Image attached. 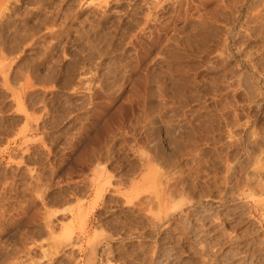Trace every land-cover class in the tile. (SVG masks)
<instances>
[{"label": "rangeland", "instance_id": "374dc122", "mask_svg": "<svg viewBox=\"0 0 264 264\" xmlns=\"http://www.w3.org/2000/svg\"><path fill=\"white\" fill-rule=\"evenodd\" d=\"M155 1L0 0V264H264V0Z\"/></svg>", "mask_w": 264, "mask_h": 264}, {"label": "bare ground", "instance_id": "6f19581e", "mask_svg": "<svg viewBox=\"0 0 264 264\" xmlns=\"http://www.w3.org/2000/svg\"><path fill=\"white\" fill-rule=\"evenodd\" d=\"M145 1H146V0H145ZM152 1H153V0H152ZM156 1H157V0H156ZM156 1H155V3H156ZM192 1H193V0H192ZM199 1H200V0H199ZM240 1H241V0H240ZM247 1H248V0H244L243 2H247ZM257 1L259 2V0H257ZM257 1H256V2H257ZM171 2H172V1H171ZM197 2H198V1H197ZM197 2H196V3H197ZM228 2H230V1H228ZM236 2H238V1H236ZM254 2H255V0H254ZM256 2H255V3H256ZM188 3H189V2H188ZM224 3H225V2H224ZM234 3H235V2H234ZM240 3H241V2H240ZM259 3H260V2H259ZM102 4H103V3H102ZM197 4H198V3H197ZM237 4H238V3H236V5H237ZM260 4H261V6H259V8L261 7L262 9H264V6H262V3H260ZM100 5H101V4H100ZM103 5H104V4H103ZM159 5H162V4H159ZM159 5H158V6H159ZM230 5H231V4H230ZM258 5H259V4H258ZM148 6H149V4H148ZM191 6H192V5H191ZM200 6H201V4H200ZM233 6H234V5H233ZM231 7H232V6H231ZM126 8H127V7H126ZM158 8H159V7H158ZM248 8H249V7H248ZM259 8H257V9H259ZM160 9H161V8H160ZM187 9H189V8H187ZM233 9H234V8H233ZM238 9H239V8H238ZM154 10H155V9H154ZM182 10H183V9H182ZM230 10H231V9H230ZM253 10H254L253 13H252L253 18H254L256 21H258L259 23H260V20H259V19H261V23H264V12H261L262 10H260V11H259V10H255V9H253ZM188 11H189V10H188ZM194 11H195V10H194ZM215 11H216V10H215ZM235 11H238V10H234V12H235ZM251 11H252V10H251ZM158 12H159V11H158ZM247 12H248V10H247ZM201 13H202V12H201ZM204 13H205V11H204ZM206 13H207V12H206ZM236 13H237V12H236ZM238 13H239V12H238ZM238 13H237V14H238ZM168 14H169V13H168ZM184 14H185V13H184ZM208 14H209V13H208ZM247 14H248V13H247ZM132 15H133V14H132ZM176 15H177V14H176ZM206 15H207V14H206ZM230 15H231V14H230ZM153 16H154V15H153ZM215 16H216V15H215ZM234 16H235V15H234ZM249 16H250V15H249ZM252 16H251V18H252ZM200 17H201V16H200ZM208 17H209V15H208ZM208 17H207V18H208ZM210 17H211V16H210ZM212 17H214V16H212ZM224 17H225V16H224ZM194 18H195V17H194ZM196 18H197V17H196ZM204 18H205V17H204ZM207 18H206V19H207ZM214 18H215V17H214ZM249 18H250V17H249ZM253 18H252V20H253ZM209 19H210V18H209ZM215 19H216V21H218L217 18H215ZM230 19H231V18H230ZM247 19H248V18H247ZM150 20H151V19H150ZM198 20H199V18H198ZM200 20H201V18H200ZM200 20H199V21H200ZM207 20H208V19H207ZM210 20H212V19H210ZM210 20H209V21H210ZM226 20H227V18H226ZM165 21H166V20H165ZM195 21H196V20H195ZM219 21H220V20H219ZM243 21H244V19H243ZM214 22H215V20H214ZM253 22H254V21H253ZM145 23H146V22H145ZM147 23H148V22H147ZM154 23H155V22H154ZM205 23H206V21H205ZM205 23H204V24H205ZM223 23H224V22H223ZM259 23H258V24H259ZM167 24H168V23H167ZM201 24H202V22H201ZM210 24H211V23H210ZM231 24H232V22H231ZM251 24H252V23H251ZM251 24H250V25H251ZM254 24H255V22H254ZM256 24H257V23H256ZM256 24H255V25H256ZM258 24H257V25H258ZM207 25H208V24H207ZM252 25H253V24H252ZM259 25H260V24H259ZM148 26H149V25H148ZM253 26H254V25H253ZM164 27H165V26H164ZM169 27H170V26H169ZM246 27H247V26H246ZM246 27H243V28H246ZM256 27H257V26H256ZM199 28H200V27H199ZM201 28H202V27H201ZM208 28H209V27H208ZM215 28H216V27H215ZM243 28H241V29H243ZM260 28H261V27L259 26V31H258V32H260ZM137 29H138V28H137ZM165 29H166V28H165ZM196 29H197V28H196ZM227 29H228V28H227ZM238 29H239V28H238ZM256 29H257V28H256ZM50 30H51V29H50ZM244 30H245V29H244ZM254 30H255V29H254ZM143 31H144V30H143ZM205 31H206V30H205ZM205 31H204V33H205ZM210 31H211V30H210ZM247 31H248V30H247ZM261 31H262V29H261ZM159 32H160V31H159ZM237 32H238V31L235 32V33H236V34H235L236 36H238V34H239V33H237ZM240 32H241V31H240ZM245 32H246V30H245ZM251 32H252V31H251ZM262 32H264V31H262ZM141 33H142V32H141ZM248 33H249V32H248ZM198 34H199V33H198ZM228 34H229V33H228ZM260 34H261V33H260ZM124 35H125V34H124ZM151 35H152V33H151ZM173 35H174V34H173ZM173 35H172V36H173ZM212 35H214V34H212ZM230 35H231V34H229V36H230ZM250 35H251V33H250ZM261 35H264V33H262ZM43 36H44V35H43ZM158 36H159V35H158ZM186 36H187V35H186ZM199 36H200V35H199ZM222 36H223V35H222ZM224 36H225V35H224ZM226 36H227V34H226ZM233 36H234V35H233ZM106 37H107V36H106ZM174 37H175V35H174ZM176 37H177V36H176ZM204 37H205V36H204ZM204 37H203V38H204ZM209 37H210V36H209ZM249 37H250V36H249ZM252 37H253V36H252ZM252 37H251V38H252ZM258 37H260L259 34H258ZM261 37H262V36H261ZM157 38H158V37H157ZM238 38H239V37H238ZM255 38H256V37H255ZM138 39H139V38H138ZM193 39H194V38H193ZM211 39H212V38H211ZM223 39H224V38H223ZM232 39H234V37H233ZM205 40H206V39H205ZM216 40H217V39H216ZM243 40H244V39H243ZM175 41H177V40H175ZM194 41H195V40H194ZM225 41H226V40H225ZM246 41H247V40H246ZM260 41H264V37H262V39L260 38ZM207 42H210V40H209V41L207 40ZM215 42H217V41H215ZM240 42H241V41H240ZM243 42H244V41H243ZM174 43H175V42H174ZM187 43H188V42H187ZM201 43H203V42H201ZM221 43H222V44L224 43V45H225V47H222V49L224 48V49L222 50V51H223L222 54L224 53L225 49H226V51L228 52L229 49H227V46H228L227 43H226V44H225V42H221ZM236 43H237V45H238V42H236ZM247 43H248V42H247ZM89 44H90V43H89ZM168 44H169V43H168ZM205 44H206V43H205ZM222 44H221V45H222ZM243 44H244V43H243ZM245 44H246V43H245ZM258 44H259V43H258ZM258 44H257V46H258ZM262 44H264V43H262ZM147 45H148V44H147ZM182 45H183V44H182ZM184 45H185V44H184ZM202 45H203V44H202ZM219 45H220V44H219ZM231 45H233V44H231ZM235 45H236V44H234V46H235ZM129 46H130V45H129ZM133 46H134V45H133ZM171 46H172V45H171ZM203 46H204V45H203ZM241 46H242V45H241ZM241 46H239V47H241ZM262 46H264V45H262ZM89 47H90V46H89ZM144 47H145V46H144ZM179 47H180V46H179ZM198 47H199V46H198ZM259 47H260V46H259ZM233 48L235 49V47H233ZM170 49H171V48H170ZM172 49H173V48H172ZM199 49H200V48H199ZM202 49H204V48H202ZM247 49H248V48H247ZM261 49H262V48H261ZM174 50H175V49H174ZM220 50H221V48H220ZM243 50H244V49H243ZM200 51H201V50H200ZM216 51H217V50H216ZM248 51H249V50H248ZM250 51H251V50H250ZM157 52H158V51H157ZM234 52H235V50H234ZM253 52H254V51H253ZM137 53H138V52H137ZM140 53H141V52H140ZM216 53H217V52H216ZM228 53H229V52H228ZM228 53H227V54H228ZM236 53H238V52H237V49H236L235 54H236ZM251 53H252V52H251ZM256 53H257V52H256ZM206 54H207V53H206ZM222 54H221V56H222ZM239 54H240V53H239ZM225 55H226V54H225ZM246 55H247V54H246ZM223 56H224V55H223ZM228 56H230V53L228 54ZM239 56H240V55H239ZM239 56H238V57H239ZM242 56H244V55H242ZM242 56H241V57H242ZM0 57H1V56H0ZM219 57H220V56H219ZM262 57H264V56H262ZM242 58H243V57H242ZM242 58H241V59H242ZM244 58H245V57H244ZM249 58H251V57H249ZM195 59H196V58H195ZM223 59H225V57H224ZM134 61H135V60H134ZM205 61H206V60H205ZM228 61H229V60H228ZM242 61H243V60H242ZM261 61H262V60H261ZM113 62H114V61H113ZM222 63H223V62H222ZM252 64H253V63H252ZM96 65H97V64H96ZM255 65H257V64H255ZM258 65H259V64H258ZM251 66H252V65H251ZM253 66H254V65H253ZM252 68H253V67H252ZM252 68H251V69H252ZM254 69H255V68H254ZM237 70H238V68H237ZM137 71H138V70H137ZM259 71H261V70H259ZM259 71H258V72H259ZM0 72H1V71H0ZM50 72H51V71H50ZM255 73H256V72H255ZM231 74H232V73H231ZM102 75H103V74H102ZM237 75H238V74H237ZM261 75H262V74H261ZM259 76H260V73H259ZM2 77H3V76H2ZM222 77H223V76H222ZM260 77H261V76H260ZM131 79H132V78H131ZM237 79H238V78H237ZM239 79H240V78H239ZM121 81H122V80H121ZM214 81H215V80H214ZM234 81H235V80H234ZM219 83H220V82H219ZM244 83H245V82H244ZM249 84H250V83H249ZM255 84H256V83H255ZM252 85H253V83H252ZM259 86H260V85H259ZM253 88H254V87H253ZM133 89H134V88H133ZM179 89H180V88H179ZM134 90H135V89H134ZM114 92H115V91H114ZM132 92H133V91H132ZM202 92H203V91H202ZM77 93H79V92H77ZM181 93H182V92H181ZM257 93H258V92H257ZM94 94H95V93H94ZM258 94H259V93H258ZM80 95H81V94H80ZM111 95H112V94H111ZM130 97H131V96H130ZM225 98H226V97H225ZM254 99H255V98H254ZM102 100H103V99H102ZM142 100H143V99H142ZM225 101H226V100H225ZM225 101H224V102H225ZM249 101H250V99H249ZM225 105H226V104H225ZM184 108H185V107H184ZM244 108H245V107H244ZM20 109H21V108H20ZM20 109H19V110H20ZM136 110H137V109H136ZM168 110H169V109H168ZM129 111H130V110H129ZM219 111H220V110H219ZM148 112H149V111H148ZM233 112H234V111H233ZM234 113H235V112H234ZM21 114H22V113H21ZM90 114H91V113H90ZM23 115H24V114H23ZM149 116H150V115H149ZM183 116H184V115H183ZM231 116H232V115H231ZM184 117H185V116H184ZM195 117H196V116H195ZM245 117H246V116H245ZM92 118H93V117H92ZM169 118H170V117H169ZM178 118H179V117H178ZM178 118H177V119H178ZM236 118H237V117H236ZM148 119H149V118H148ZM243 119H244V118H243ZM137 120H138V119H137ZM235 120H236V119H235ZM27 121H28V120H27ZM183 121H184V120H183ZM120 122H121V121H120ZM146 122H147V121H146ZM207 122H209V121H207ZM137 125H138V124H137ZM84 126H85V125H84ZM208 126H209V125H208ZM243 126H244V125H243ZM243 126H242V127H243ZM232 127H233V126H232ZM228 129H229V128H228ZM33 131H34V130H33ZM198 132H199V131H198ZM251 132H252V131H251ZM117 133H118V132H117ZM122 133H123V132H122ZM246 133H247V132H246ZM93 134H94V133H93ZM249 134H250V133H249ZM253 134H254V133H253ZM256 135H257V134H256ZM109 136H110V135H109ZM200 136H201V135H200ZM253 136H255V135H253ZM164 137H165V136H164ZM81 138H82V137H81ZM186 138H187V137H186ZM189 138H190V137H189ZM77 140H78V139H77ZM83 140H84V139H83ZM91 140H92V139H91ZM201 140H202V138H201ZM257 140H258V139H257ZM100 141H101V140H100ZM121 141H122V140H121ZM206 141H207V140H206ZM208 141H209V140H208ZM244 141H245V140H244ZM253 142H254V141H253ZM195 144H196V143H195ZM49 145H50V144H49ZM193 145H194V144H193ZM236 145H237V144H236ZM85 146H86V145H85ZM98 146H99V145H98ZM201 148H202V147H201ZM168 150H169V149H168ZM225 150H226V149H225ZM87 151H88V150H87ZM94 151H95V150H94ZM105 151H106V150H105ZM195 151H196V150H195ZM177 152H178V151H177ZM177 152H176V153H177ZM250 152H251V151H250ZM252 152H253V151H252ZM172 153H173V152H172ZM210 153H211V152H210ZM218 153H219V152H218ZM196 154H197V153H196ZM192 155H193V154H192ZM217 155H218V154H217ZM87 156H88V155H87ZM166 156H167V155H166ZM179 157H180V156H179ZM195 157H197V156H195ZM79 158H80V157H79ZM186 158H187V157H186ZM190 158H191V157H190ZM249 158H250V157H249ZM192 159H193V158H192ZM194 159H195V158H194ZM221 159H222V158H221ZM152 160H153V159H152ZM190 160H191V159H190ZM156 161H157V160H156ZM174 161H175V160H174ZM222 161H223V160H222ZM244 161H245V160H244ZM137 162H138V161H137ZM145 162H146V161H145ZM207 162H208V161H207ZM199 163H200V162H199ZM243 163H244V162H243ZM255 163H257V162H255ZM253 164H254V163H253ZM239 165H240V164H239ZM256 165H257V164H256ZM102 166H103V165H102ZM196 166H197V165H196ZM251 166H252V165H251ZM194 167H195V166H194ZM198 167H199V166H198ZM242 167H243V164H242ZM242 167L240 166V168H242ZM245 167H247V166H245ZM253 167H254V166H253ZM51 169H52V168H51ZM144 169H145V168H144ZM213 169H214V168H213ZM242 169H243V168H242ZM249 169H250V168H249ZM255 170H256V169H255ZM255 170H254V171H255ZM258 170H259V169H258ZM88 171H89V170H88ZM239 171H240V170H239ZM242 171H243V170H242ZM167 172H168V171H167ZM243 172H246V171H243ZM260 172H261V171H260ZM233 173L235 174V172H233ZM233 173H232V174H233ZM164 174H165V173H164ZM170 174H171V173H170ZM176 174H177V173H176ZM207 174H208V173H207ZM220 174H221V173H220ZM234 174H233V175H234ZM253 174H255V173H253ZM235 175H236V174H235ZM244 175H245V174H244ZM246 175H247V174H246ZM246 175H245V177H247V178H245V179L247 180V179H248V175H247V176H246ZM241 176H242V175H241ZM170 177H171V176H170ZM193 177H194V176H193ZM251 177H252V176H251ZM184 178H185V177H184ZM233 178H234V177H233ZM235 178H236V177H235ZM242 178H243V182H245L246 180L244 181V177H242ZM249 179H250V178H249ZM159 180H160V179H159ZM166 180H167V179H166ZM241 180H242V179H241ZM78 181H79V180H78ZM84 181H85V180H84ZM168 181H169V180H168ZM257 181H258V180H256V182H257ZM259 181H260V180H259ZM70 182H71V181H70ZM163 182H164V181H163ZM239 182H240V181H239ZM248 182L251 183V180H250V181L248 180ZM254 183H255V181H254ZM257 183H258V182H257ZM260 183L262 184L261 181H260ZM75 184H76V183H75ZM139 184H140V183H139ZM139 184H138V185H139ZM190 184H191V183H190ZM219 184H221V183H219ZM224 184H225V183H224ZM237 184H238V183H237ZM242 184H243V187H245L244 183H242ZM245 184H246V183H245ZM255 184H256V183H255ZM258 184H259V183H258ZM140 185H141V184H140ZM152 185H153V184H152ZM158 185H159V184H158ZM256 185H257V184H256ZM141 186H142V185H141ZM150 186H151V185H150ZM222 186H223V185H222ZM246 186H249V185L247 184ZM253 186H254V184H253ZM262 186H264V185H262ZM262 186H260V190H262L261 188H264V187H262ZM116 187H117V186H116ZM151 187H152V186H151ZM233 187H234V186H233ZM243 187H242V188H243ZM254 187H255V186H254ZM42 188H43V187H42ZM153 188H154V187H153ZM237 188H238V186H237ZM240 188H241V187H240ZM248 188H250V186L247 187V189H248ZM101 189H102V188H101ZM160 189H161V188H160ZM98 190H99V189H98ZM133 190H134V189H133ZM171 190H172V189H171ZM186 190H187V189H186ZM242 190H243V189H242ZM142 191H143V190H142ZM147 191H148V190H147ZM147 191H146V192H147ZM239 191H240V189H239ZM250 191H251V188H250ZM32 192H33V191H32ZM37 192H38V191H37ZM140 192H141V191H140ZM146 192H145V193H146ZM172 192H173V191H172ZM172 192H171V193H172ZM176 192H177V191H176ZM233 192H234V191H233ZM256 192H257V191H256ZM262 192H264V191H262ZM262 192H261V193H262ZM98 193H99V192H98ZM98 193H96V194H98ZM142 193H143V192H142ZM173 193H174V192H173ZM173 193H172V194H173ZM237 193H238V192H237ZM160 194H161V193H160ZM168 194H169V193H168ZM168 194H167V195H168ZM172 194H171V195H172ZM176 194H177V193H176ZM246 194H247V193H246ZM252 194H253V193H252ZM99 195H100V194H99ZM99 195H97V197H98ZM148 195H149V194H148ZM150 195H151V194H150ZM154 195H155V194H154ZM259 195H260V194H259ZM145 196H146V195H145ZM169 196H170V195H169ZM244 196H246V195H244ZM162 197H163V196H162ZM182 197H183V196H182ZM125 198H126L127 201H131V199H130L129 196L126 195ZM153 199H154V198H153ZM31 200H32V199H31ZM155 200H156V199H155ZM203 200H204V199H203ZM137 201H138V200H137ZM144 201H145V200H144ZM167 201H168V200H167ZM173 201H174V200H173ZM131 202H132V201H131ZM131 202H130V203H131ZM165 202H166V201H165ZM189 202H190V201H189ZM214 202H215V201H214ZM162 203H163V202H162ZM167 203H168V202H167ZM167 203H166V207H167ZM260 203H261V202H260ZM171 204H172V203H171ZM262 204H264V202H262ZM262 204H261V205H262ZM150 205H151V204H150ZM164 205H165V204H164ZM189 205H190V204H189ZM259 205H260V204H259ZM38 206H39V205H38ZM121 206H122V205H121ZM141 206H142V205H141ZM146 206H147V205H146ZM171 206H172V205H171ZM142 207H143V206H142ZM174 207H175V206H174ZM261 207H262V206H261ZM138 208H139V207H138ZM176 208H177V206H176ZM176 208H175V209H176ZM165 209H166V208H165ZM172 209H173V208H172ZM175 209H174V210H175ZM261 209H262V211H261L262 214H264V208H261ZM261 209H260V210H261ZM151 210H152V209H151ZM176 211H177V210H176ZM45 212H46V211H45ZM140 212H141V211H140ZM170 212H171V211H170ZM174 212H175V211H174ZM147 213H148V212H147ZM47 214H48V213H47ZM145 214H146V213H145ZM165 214H166V212H165ZM169 215H170V214H169ZM150 216H151V215H150ZM165 216H166V215H165ZM163 217H164V216H163ZM148 219H149V218H148ZM79 220H80V219H79ZM47 221H48V220H47ZM147 221H148V220H147ZM1 223H2V222H1ZM81 223H82V221H81ZM79 224H80V223H79ZM192 225H193V224H192ZM0 228H1V227H0ZM70 228H71V227H70ZM82 228H83V227H82ZM62 229H63V228H62ZM64 230H67V227H65ZM69 230H70V229H69ZM71 230H72V229H71ZM81 230H82V229H81ZM61 231H63V230H61ZM195 231H196V230H195ZM72 233H73V232H72ZM51 234H52V233H51ZM77 235H78V234H77ZM71 237H72V236H71V233L68 232V231H67V232H64V233H63V236H62V238H63L64 241H69V240L71 239ZM168 239H169V238H168ZM33 241H34V239H33ZM52 241H53V240H52ZM92 241H93V240H92ZM56 243H57V242H56ZM67 243H68V242H67ZM53 244H54V243H53ZM92 244H93V243H92ZM94 244H95V243H94ZM94 244H93V245H94ZM62 247H63V246H62ZM91 248H92V247H91ZM63 249H64V248H63ZM39 250H40V249H39ZM93 250H94V249H93ZM89 251H90V250H89ZM35 252H36V251H35ZM27 253H28V252H27ZM44 253H45V251H44ZM59 253H60V252H59ZM2 254H3V253H2ZM41 255H42V254H41ZM46 256H47V255H46ZM88 256H90V255H88ZM41 257H42V256H41ZM92 258H93V257H92ZM48 260H49V259H48ZM106 263H107V262H106ZM50 264H51V263H50ZM90 264H94V263L91 262Z\"/></svg>", "mask_w": 264, "mask_h": 264}]
</instances>
